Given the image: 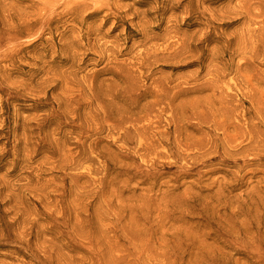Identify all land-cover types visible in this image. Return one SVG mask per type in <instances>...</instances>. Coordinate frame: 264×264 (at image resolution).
Instances as JSON below:
<instances>
[{
  "label": "rangeland",
  "instance_id": "rangeland-1",
  "mask_svg": "<svg viewBox=\"0 0 264 264\" xmlns=\"http://www.w3.org/2000/svg\"><path fill=\"white\" fill-rule=\"evenodd\" d=\"M38 27L0 49V264H264V0Z\"/></svg>",
  "mask_w": 264,
  "mask_h": 264
},
{
  "label": "bare ground",
  "instance_id": "bare-ground-1",
  "mask_svg": "<svg viewBox=\"0 0 264 264\" xmlns=\"http://www.w3.org/2000/svg\"><path fill=\"white\" fill-rule=\"evenodd\" d=\"M1 1V0H0ZM22 1V0H18ZM84 4V0H35L31 3L30 18L26 21H15L14 23L5 22L3 28L4 32H0L2 38L6 35V40L0 41V49L13 47L18 41L19 36H24L25 34H30L33 28L39 25L38 29L40 34L44 36L49 25V21L53 13L65 12L70 9H77ZM20 12V10H19ZM59 15V14H58ZM2 24V21H0ZM46 42V37L44 38ZM45 51V49H43Z\"/></svg>",
  "mask_w": 264,
  "mask_h": 264
}]
</instances>
